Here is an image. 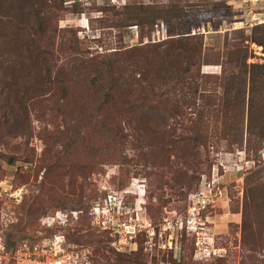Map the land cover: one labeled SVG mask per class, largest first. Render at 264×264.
<instances>
[{"label": "rangeland", "instance_id": "obj_1", "mask_svg": "<svg viewBox=\"0 0 264 264\" xmlns=\"http://www.w3.org/2000/svg\"><path fill=\"white\" fill-rule=\"evenodd\" d=\"M50 3L47 11L37 2L39 16L72 29L31 32L28 49L40 74L75 55L158 43L167 30L200 37V57L178 58L201 69V92L221 93L238 35L247 63L264 61L262 47L249 41L252 27L264 23V0ZM19 98L13 82L0 79V264H264V193L251 228L242 226L245 177L264 164V143L246 145L236 109L212 111L210 102L211 142L198 143L203 132L189 114L152 111L135 99L105 140L96 116L77 123L53 101L26 118ZM206 186L221 196L190 215V196Z\"/></svg>", "mask_w": 264, "mask_h": 264}, {"label": "trees", "instance_id": "obj_2", "mask_svg": "<svg viewBox=\"0 0 264 264\" xmlns=\"http://www.w3.org/2000/svg\"><path fill=\"white\" fill-rule=\"evenodd\" d=\"M39 1L40 7L47 11L53 6L50 0H0V79L9 78L13 82L20 96L18 106L26 118L32 111L38 114L35 108L38 104L59 101L61 109L77 117V123L87 115L98 117L95 127L108 140L107 136H112V130L119 123L118 116L136 107L132 103L138 99L152 111L162 108L175 115L189 114L195 127L203 132L197 134L195 141L210 143L206 133L209 119L205 113L211 102L212 111L229 113L236 109L243 121L246 145L264 143V61L247 63L249 50L241 35L234 49L227 51L226 65L221 72L223 89L218 95L201 92V69L183 65L178 58L182 54L195 59L203 53L200 37L190 32L176 36L167 30L168 38L158 43L88 56L75 55L60 66L45 64L40 74L41 69L32 61L28 49L31 32L44 37L50 30L72 28L51 27L39 16V8H34ZM61 6L58 1V7ZM170 11L169 14L176 12V8ZM170 15V18L174 16ZM249 41L261 46L264 53V23L252 27ZM167 86L171 88L170 94L162 91ZM71 102L74 104L69 110ZM260 193H264V164H257L245 177L242 208L245 231L253 224L252 212Z\"/></svg>", "mask_w": 264, "mask_h": 264}, {"label": "built area", "instance_id": "obj_3", "mask_svg": "<svg viewBox=\"0 0 264 264\" xmlns=\"http://www.w3.org/2000/svg\"><path fill=\"white\" fill-rule=\"evenodd\" d=\"M218 193L213 194V190L210 186H206L200 189L198 192L192 194L189 200L188 213L190 215L198 216L202 210H204L208 205L214 202L217 194L221 196V192L217 190ZM31 264H38L35 260H30Z\"/></svg>", "mask_w": 264, "mask_h": 264}]
</instances>
